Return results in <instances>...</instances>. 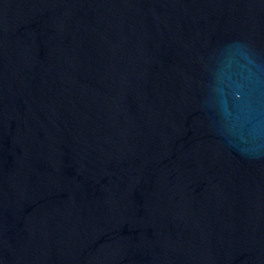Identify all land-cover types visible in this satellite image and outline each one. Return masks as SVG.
Here are the masks:
<instances>
[{"label":"water","instance_id":"water-1","mask_svg":"<svg viewBox=\"0 0 264 264\" xmlns=\"http://www.w3.org/2000/svg\"><path fill=\"white\" fill-rule=\"evenodd\" d=\"M0 264H264V0H0Z\"/></svg>","mask_w":264,"mask_h":264}]
</instances>
